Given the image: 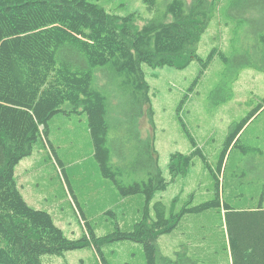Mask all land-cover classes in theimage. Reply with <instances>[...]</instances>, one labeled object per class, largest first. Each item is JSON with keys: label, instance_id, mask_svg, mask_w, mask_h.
<instances>
[{"label": "trees", "instance_id": "16d2710c", "mask_svg": "<svg viewBox=\"0 0 264 264\" xmlns=\"http://www.w3.org/2000/svg\"><path fill=\"white\" fill-rule=\"evenodd\" d=\"M94 1L0 0V264H44V256H61L95 240L87 222L84 239L67 238L49 212L27 203L17 181V167L39 141L46 142L64 174L49 140V122L58 114H86L102 176L120 197L145 198L141 220L130 232L110 235L114 240L142 244L147 264H204L188 251L177 252L175 259L161 256L158 241L187 216L220 208L232 264H264V206L234 208L223 201L221 180L192 137L194 152L172 155L170 174L186 175L194 158L202 157L216 180V198L170 216L163 202L153 204L169 182L159 164L143 65L184 70L202 61L199 43L217 14L216 0H142L153 17L140 27L136 15L121 17ZM236 4L248 8L243 0ZM251 9L264 15V0H253ZM252 49L244 52L250 56L244 63L264 71V27ZM218 54L226 63L231 59L215 50L204 66ZM260 109L230 134L220 175L239 134Z\"/></svg>", "mask_w": 264, "mask_h": 264}, {"label": "rangeland", "instance_id": "374dc122", "mask_svg": "<svg viewBox=\"0 0 264 264\" xmlns=\"http://www.w3.org/2000/svg\"><path fill=\"white\" fill-rule=\"evenodd\" d=\"M243 1L247 10L241 9L236 0H216L217 14L199 43L202 61L195 60L184 70L143 65L154 110L159 164L169 182L167 190L155 194L153 204L163 202L169 216L180 213L188 204L198 206L216 198V180L202 157L194 158L186 175L174 179L170 174L172 155L194 152L190 137L221 180L223 201L234 208L264 206V71L244 63L250 57L244 52H254L256 32L264 27V15L253 13V0ZM94 2L121 17L136 15L137 27L153 17L142 0ZM215 50L230 61L224 62L218 54L205 67ZM258 109L239 134L237 145L230 149L227 168L220 175L219 164L230 134ZM49 140L63 162L64 174L46 142L39 141L32 155L16 169L20 190L31 207L52 215L67 238L84 239L87 222L95 240L61 256H44L43 263L147 264L142 244L110 236L117 231H132L142 218L146 202L142 195L120 197L114 184L102 176L87 115H56L49 122ZM221 210L212 209L192 219L189 224L199 228L196 235L183 221L173 233L161 236L159 254L175 259L177 252L191 254L200 249L204 264H229V240ZM108 236L110 241L105 240Z\"/></svg>", "mask_w": 264, "mask_h": 264}, {"label": "crops", "instance_id": "0c3cea01", "mask_svg": "<svg viewBox=\"0 0 264 264\" xmlns=\"http://www.w3.org/2000/svg\"><path fill=\"white\" fill-rule=\"evenodd\" d=\"M20 166V165H19ZM18 166V167H19ZM17 177V175H16ZM202 216V215H201ZM201 216H192V217H195V218H192L190 216H187L186 218H184V223H186V226L188 225L189 226V229L192 231V235H196L198 234L199 232V228L196 226V225H190L189 222L192 221V219H198L197 217H201ZM182 221V223H183ZM191 255L199 260H201L203 263H204V260H205V257H204V254L202 253V251L200 249H197V250H194ZM228 263L229 264H232V260L230 258V256L228 257Z\"/></svg>", "mask_w": 264, "mask_h": 264}, {"label": "bare ground", "instance_id": "6f19581e", "mask_svg": "<svg viewBox=\"0 0 264 264\" xmlns=\"http://www.w3.org/2000/svg\"><path fill=\"white\" fill-rule=\"evenodd\" d=\"M9 224V223H8Z\"/></svg>", "mask_w": 264, "mask_h": 264}]
</instances>
